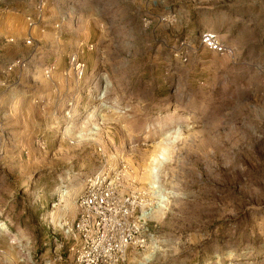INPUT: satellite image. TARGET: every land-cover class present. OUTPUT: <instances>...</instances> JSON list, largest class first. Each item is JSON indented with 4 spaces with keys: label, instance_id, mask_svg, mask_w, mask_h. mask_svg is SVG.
<instances>
[{
    "label": "rangeland",
    "instance_id": "1",
    "mask_svg": "<svg viewBox=\"0 0 264 264\" xmlns=\"http://www.w3.org/2000/svg\"><path fill=\"white\" fill-rule=\"evenodd\" d=\"M59 8L33 48L35 5L0 0V264H76L62 225L86 179L122 165L144 187L157 168L168 202L154 240L121 264H264V0ZM204 31L229 52L203 48Z\"/></svg>",
    "mask_w": 264,
    "mask_h": 264
},
{
    "label": "built area",
    "instance_id": "2",
    "mask_svg": "<svg viewBox=\"0 0 264 264\" xmlns=\"http://www.w3.org/2000/svg\"><path fill=\"white\" fill-rule=\"evenodd\" d=\"M30 1L34 3L35 11L26 18L30 34L25 45L36 48L37 41L31 31L39 27L43 29L45 9L51 0ZM61 24L57 23L55 28L59 30ZM200 44L218 55L229 52L216 32H202ZM175 56L183 63L188 62L184 52H177ZM69 65L75 79L81 81L85 78L87 65L78 54L71 55ZM24 66L25 62L20 59L8 70ZM55 71L56 65L52 63L44 69V76L50 78ZM159 189L152 185L142 186L138 175L128 165L114 170L105 168L89 176L76 200V217L62 225L75 263L121 264L126 262L130 249L146 248L156 236L152 218L167 209V193Z\"/></svg>",
    "mask_w": 264,
    "mask_h": 264
},
{
    "label": "crops",
    "instance_id": "3",
    "mask_svg": "<svg viewBox=\"0 0 264 264\" xmlns=\"http://www.w3.org/2000/svg\"><path fill=\"white\" fill-rule=\"evenodd\" d=\"M60 2H61V0H52L51 3L49 4L48 9L46 11V14H48L49 16H47L46 18H44V21H45L46 25L43 24L44 25L43 28L46 27V26H48L47 23L50 22V20L53 18L52 15L57 14L58 10H60V8H59ZM33 5L34 4L32 3V7H33ZM67 32H68L67 34L69 36H73L74 35V32L73 31L72 32L67 31ZM44 33H45L44 31H41V32H39V35L44 36L45 35ZM46 41H47V38H46Z\"/></svg>",
    "mask_w": 264,
    "mask_h": 264
},
{
    "label": "bare ground",
    "instance_id": "4",
    "mask_svg": "<svg viewBox=\"0 0 264 264\" xmlns=\"http://www.w3.org/2000/svg\"><path fill=\"white\" fill-rule=\"evenodd\" d=\"M157 172H158V171H157V168H154V167H153V168H152V171H151V173H152V178H153V180H154V181L152 182V185H153V188H156V189L158 188V186H157V185H158V181L155 180V175L157 174Z\"/></svg>",
    "mask_w": 264,
    "mask_h": 264
}]
</instances>
